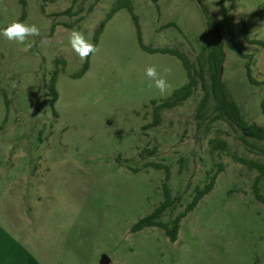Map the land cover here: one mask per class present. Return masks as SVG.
Segmentation results:
<instances>
[{
	"label": "rangeland",
	"instance_id": "obj_1",
	"mask_svg": "<svg viewBox=\"0 0 264 264\" xmlns=\"http://www.w3.org/2000/svg\"><path fill=\"white\" fill-rule=\"evenodd\" d=\"M24 1L21 20L19 0H0V30L13 22L40 29L25 44L0 35V213H9L21 197L39 202L28 211L33 224L22 229H38L40 216L46 230L64 231L70 243L87 247L90 264H100L103 255L110 264H264V205L252 192L257 172L229 156L264 163V153L243 143L225 122L212 120V99L198 116L200 85L180 106L162 110L159 125H150L151 102L160 103L187 82L181 61L143 50L131 15L122 8L99 35L88 70L74 78L85 60L71 49V31L93 43L117 0ZM203 1L219 24L223 82L246 122L264 127V50L241 34L244 23L250 38L264 41V0ZM131 3L146 47L177 49L196 66L206 65V19L196 0ZM55 59L65 64L56 65ZM149 66L168 82L165 92L146 76ZM55 68L56 116L46 87ZM212 139L224 141L226 150H213ZM247 140L264 149V140ZM153 163L167 168V179ZM219 163L224 169L214 188L181 220L175 242L159 228L132 232L163 202L164 184L173 204L159 220L170 225ZM258 184L264 195V179Z\"/></svg>",
	"mask_w": 264,
	"mask_h": 264
},
{
	"label": "trees",
	"instance_id": "obj_2",
	"mask_svg": "<svg viewBox=\"0 0 264 264\" xmlns=\"http://www.w3.org/2000/svg\"><path fill=\"white\" fill-rule=\"evenodd\" d=\"M200 6V9L206 19V27L208 34V43L203 46L202 51L206 53L205 63H201L198 61L197 66L190 62L185 53L171 48H162V49H153L146 47L141 38L140 26L138 23V18L134 14L133 6L131 0H117L115 4L110 9L109 13L105 16L104 20L100 23L98 30L94 35L93 44L97 45L98 37L103 31L106 23L112 18V16L120 9L125 8L131 15L132 21L134 22L137 39L140 47L149 53H161V54H169L178 58L187 75V82L182 87L173 91L170 97L161 101L160 103H156L152 101L153 105V120L151 122V126H157L161 121V112L165 109H172L177 106L183 104L186 100H188L195 88L200 85L201 89L204 92V95L197 107V113L200 118L204 116L205 109L210 99L213 100V107L211 113L213 114L214 120H221L225 122L229 127H231L234 131L240 133V140L249 144L251 147L256 148L260 152L264 153V149L257 147L254 144H250L247 138H252L254 140L263 141L264 140V127L258 126L255 124H250L246 122L244 119L240 108L236 105L233 100L230 92L228 91L225 83L222 79V64L225 58V52L223 50L222 41L219 34V24L215 16L212 14L210 8L204 3L203 0H196ZM20 4L23 7V12L21 15V20L25 18V8L26 3L24 0H19ZM70 8L65 10L62 14H69ZM227 32L230 39V42L233 44L234 48L238 50V44L235 42L234 33L231 30L230 23H227ZM242 37L244 40L252 45H257L264 50V41L259 39H252L249 37L247 30L245 28V24L242 23ZM167 26H174L173 24H169ZM55 64H65L63 59H55ZM89 68V57L85 60L82 68L73 75L74 78L82 76ZM246 75L249 80L252 81L251 77V69L250 63L247 62L245 64ZM59 70L55 68L50 75L49 81L47 83V93L50 97L49 105L53 110V114L56 116V112L54 110V105L58 99V92L56 89V83L58 79ZM210 144L212 149L215 151L226 150V143L224 141H219L216 139L210 140ZM229 156L235 163L242 164L250 171H256L257 176L255 177L252 184V192L254 198L264 205V195H262L259 191V181L264 179V163L247 159L244 157H240L234 153H229ZM156 169H163L166 171V179L168 178V170L164 165L161 164H151ZM224 166L219 163L217 165V169L215 172L209 177L208 182L202 188H196L194 195L191 201L186 205L184 210L180 212L172 221L170 225L167 223L161 222L159 219L161 215L172 206L173 199L171 197L170 190L166 184L163 185V196L164 200L161 204H159L149 215L139 219L132 227V232L141 231L144 228H159L161 229L165 236L171 242H175L177 240L178 231L180 228V222L183 218L187 216L188 213L192 212L200 200L208 195L212 189L214 188L217 176L220 172H222Z\"/></svg>",
	"mask_w": 264,
	"mask_h": 264
},
{
	"label": "crops",
	"instance_id": "obj_3",
	"mask_svg": "<svg viewBox=\"0 0 264 264\" xmlns=\"http://www.w3.org/2000/svg\"><path fill=\"white\" fill-rule=\"evenodd\" d=\"M38 203L21 197L9 213H0V264H90L87 247L70 243L64 231L46 230L40 216L35 217L38 229H22L33 224L28 211Z\"/></svg>",
	"mask_w": 264,
	"mask_h": 264
},
{
	"label": "clouds",
	"instance_id": "obj_4",
	"mask_svg": "<svg viewBox=\"0 0 264 264\" xmlns=\"http://www.w3.org/2000/svg\"><path fill=\"white\" fill-rule=\"evenodd\" d=\"M0 35H2L8 41H15L20 44H25L26 41H28L29 37L39 36L40 29L35 24L28 25L22 22H13L3 30H0ZM69 44L72 51L81 60H86L90 55H93L98 51L96 45L93 44L89 39L85 37L82 32L78 30L71 31ZM27 47H32V42L27 43ZM170 71V69H164V72L166 73ZM145 74L150 80L154 82L155 88L161 93L165 92L168 89V82L163 76L158 73L155 66L147 67Z\"/></svg>",
	"mask_w": 264,
	"mask_h": 264
},
{
	"label": "water",
	"instance_id": "obj_5",
	"mask_svg": "<svg viewBox=\"0 0 264 264\" xmlns=\"http://www.w3.org/2000/svg\"><path fill=\"white\" fill-rule=\"evenodd\" d=\"M110 260L107 256L103 255L100 259V264H109Z\"/></svg>",
	"mask_w": 264,
	"mask_h": 264
}]
</instances>
